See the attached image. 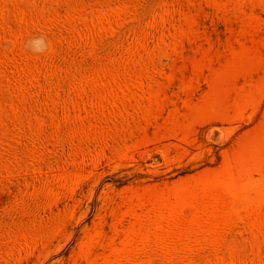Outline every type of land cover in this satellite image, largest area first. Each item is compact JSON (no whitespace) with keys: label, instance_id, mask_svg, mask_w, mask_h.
Segmentation results:
<instances>
[{"label":"rangeland","instance_id":"1","mask_svg":"<svg viewBox=\"0 0 264 264\" xmlns=\"http://www.w3.org/2000/svg\"><path fill=\"white\" fill-rule=\"evenodd\" d=\"M0 264H264V0H0Z\"/></svg>","mask_w":264,"mask_h":264},{"label":"clouds","instance_id":"2","mask_svg":"<svg viewBox=\"0 0 264 264\" xmlns=\"http://www.w3.org/2000/svg\"><path fill=\"white\" fill-rule=\"evenodd\" d=\"M32 50L36 53H42L43 51H45V42L43 39H37L32 41Z\"/></svg>","mask_w":264,"mask_h":264}]
</instances>
